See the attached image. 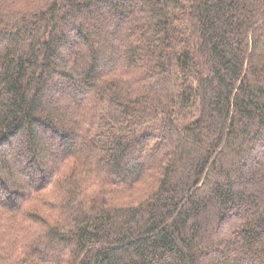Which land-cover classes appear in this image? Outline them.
Wrapping results in <instances>:
<instances>
[{
    "label": "trees",
    "instance_id": "trees-1",
    "mask_svg": "<svg viewBox=\"0 0 264 264\" xmlns=\"http://www.w3.org/2000/svg\"><path fill=\"white\" fill-rule=\"evenodd\" d=\"M0 264H264V0H0Z\"/></svg>",
    "mask_w": 264,
    "mask_h": 264
}]
</instances>
